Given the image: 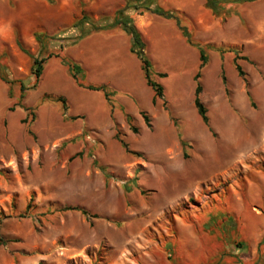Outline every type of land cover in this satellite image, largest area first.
I'll use <instances>...</instances> for the list:
<instances>
[{"label": "rangeland", "instance_id": "rangeland-1", "mask_svg": "<svg viewBox=\"0 0 264 264\" xmlns=\"http://www.w3.org/2000/svg\"><path fill=\"white\" fill-rule=\"evenodd\" d=\"M79 1L96 19L127 0H0V73L17 80L0 78V264H264V0L224 19L204 0H157L182 14L191 43L173 19L129 10L166 74L152 76L163 85L154 104L121 29L48 41L53 55L19 98L18 80L34 77L15 34L32 54L35 31L73 37ZM198 45L208 125L193 104ZM64 58L111 101L78 86Z\"/></svg>", "mask_w": 264, "mask_h": 264}, {"label": "trees", "instance_id": "trees-1", "mask_svg": "<svg viewBox=\"0 0 264 264\" xmlns=\"http://www.w3.org/2000/svg\"><path fill=\"white\" fill-rule=\"evenodd\" d=\"M251 1H255V0H204V6L207 9H209L213 15L222 17L224 19L227 16H230L231 14H237L238 13L237 9L240 5H242L245 2H251ZM79 7H80L79 16H77L70 24L71 28H73V30L76 32L74 36L71 38L70 37L56 38L54 35H48L43 31H35L33 35L35 40L39 44V48L37 50V53L35 54H32L29 51V49L26 46H24L21 39L19 38V35L17 33L15 34V43L17 47L22 53L27 55L31 60L29 69L31 75L34 77V82L30 86H26L22 80H18L19 90H20L19 98H22L24 96V92L26 89L34 88L37 85L38 79L42 75L44 69V63L49 57L53 55V53L49 50L48 41L49 42L59 41V47L60 49H62L67 44H72L74 42H77L78 40L82 39L83 37L93 32H99L108 29H121L126 34L129 35L130 37L129 51L135 54V56L139 60V65L144 80L146 84L153 91L151 98L152 104H154L157 101V99L163 98V85L157 80H155L152 76L154 73H156L160 77H163L166 74L164 72L154 71L152 62L144 51V42L142 40L140 31L135 25L133 16L128 11L132 10L137 14H142L143 12L148 11L156 15H159L161 17H164L166 19H173L176 26L180 29L182 35L186 37L188 43H191V40L189 39L188 30L186 26L183 24L184 19L182 14L174 9L162 7L157 3V0H127L125 4L122 7L117 8L112 15H102L96 19H94L89 13H87V11L85 10L84 2L79 1ZM198 51H199V68L194 75L196 86L194 89L193 104L202 122L205 125H208L209 119L207 115V109L200 99V93L202 91V87L198 80L200 77V68L205 64L207 55L205 54L204 47L201 45H198ZM232 51H234V65L237 70V73L240 76H243V71L241 69V66L237 62V59L241 56H239L238 50L234 49ZM63 62L67 65V69L70 76L74 79V81L77 83L78 86L88 90L101 91L105 99L107 101H111L110 100L111 97L115 94V91L112 88H110L108 85L103 83L93 84L87 82V80L85 79L84 69L78 62L70 58H64ZM0 69L5 70L6 68L0 64ZM0 78L9 84H12L17 81L14 79L7 78L2 73H0ZM54 100L59 101L61 103L63 112L67 110V103L63 96H57L54 98ZM25 109L30 112L26 114V116L22 119V122L27 123L28 114L30 113L33 118L34 112L29 107H25ZM141 113L145 121L148 122L147 114L144 111H142ZM75 117L76 116H71V118H75ZM132 130L136 131V128L132 127ZM28 132L32 134L30 130ZM115 138L120 142L121 146L124 148L126 152L134 153L133 150H131L128 147L127 142L121 137L120 131L118 130L116 131ZM66 209L78 210L83 215L86 216L89 215V212L86 209L78 206H68L66 207ZM238 245L241 246L242 243L239 242ZM260 258H263V256L260 255L258 257V260L254 264H260L259 263Z\"/></svg>", "mask_w": 264, "mask_h": 264}]
</instances>
